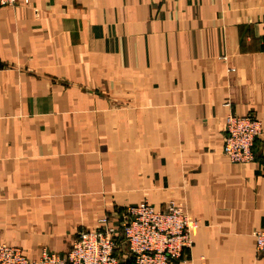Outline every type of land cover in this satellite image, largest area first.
<instances>
[{
    "label": "crops",
    "instance_id": "1",
    "mask_svg": "<svg viewBox=\"0 0 264 264\" xmlns=\"http://www.w3.org/2000/svg\"><path fill=\"white\" fill-rule=\"evenodd\" d=\"M251 112L233 164L225 118ZM142 201L198 222L172 264H264V0L0 6V243L63 256Z\"/></svg>",
    "mask_w": 264,
    "mask_h": 264
},
{
    "label": "built area",
    "instance_id": "2",
    "mask_svg": "<svg viewBox=\"0 0 264 264\" xmlns=\"http://www.w3.org/2000/svg\"><path fill=\"white\" fill-rule=\"evenodd\" d=\"M29 0H0L1 7L27 5ZM248 113L225 118L223 154L237 165L255 160L254 143L261 135L260 121ZM98 229L78 233L68 253L63 256L43 250L30 259L18 248L0 243V264H172L191 246L198 222L174 204L156 210L146 202L127 207L119 224L107 219ZM255 253L264 256V228L254 235ZM124 256L119 258V254Z\"/></svg>",
    "mask_w": 264,
    "mask_h": 264
},
{
    "label": "rangeland",
    "instance_id": "3",
    "mask_svg": "<svg viewBox=\"0 0 264 264\" xmlns=\"http://www.w3.org/2000/svg\"><path fill=\"white\" fill-rule=\"evenodd\" d=\"M251 113H253V112H251ZM253 115H255V113H254ZM245 116H246V115H245ZM238 117H243V116H238ZM255 117H256V116H255ZM256 118H257V117H256ZM254 155H255V154H254ZM142 202H146V201H142ZM142 202H141V203H142ZM146 203H148V202H146ZM148 204H149V203H148ZM149 205H151V204H149ZM169 205H170V204H169ZM137 206H138V205H137ZM151 206H152V205H151ZM167 206H168V205H167ZM167 206H166V207H167ZM152 207H153V206H152ZM166 207H165V209H166ZM177 207H178V206H177ZM153 208H154V207H153ZM154 209H155V208H154ZM156 210H157V209H156ZM163 210H164V209H163ZM102 219H107V220H108L109 222H111V223L119 224V221H120L121 217H120V219H118L117 221H113V219H109V218H102ZM102 219H100L99 221H101ZM99 224H100V222H99ZM97 229H98V228H97ZM72 242H73V241H72ZM71 244H72V243H71ZM191 244H192V243H191ZM190 247H191V246H190ZM190 247H189V248H190ZM70 248H71V246H70ZM70 248H69V250H70ZM189 248H186V249H189ZM69 250H68V251H69ZM184 250H185V249H184ZM184 250H183V251H184ZM68 251H67L66 253H68ZM183 251H182V254H183ZM66 253H65V254H66ZM182 254H181L180 258L182 257ZM118 256H119V258H121L122 256H124V253L119 254ZM180 258H178V259H176V260H179ZM128 261L131 262L132 260H131V259H128V260L125 262V264L128 263Z\"/></svg>",
    "mask_w": 264,
    "mask_h": 264
}]
</instances>
